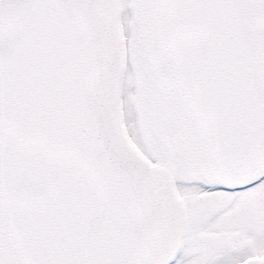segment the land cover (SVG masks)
<instances>
[{"label": "snow or ice", "instance_id": "snow-or-ice-1", "mask_svg": "<svg viewBox=\"0 0 264 264\" xmlns=\"http://www.w3.org/2000/svg\"><path fill=\"white\" fill-rule=\"evenodd\" d=\"M0 264H264V0H0Z\"/></svg>", "mask_w": 264, "mask_h": 264}]
</instances>
